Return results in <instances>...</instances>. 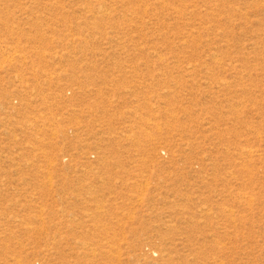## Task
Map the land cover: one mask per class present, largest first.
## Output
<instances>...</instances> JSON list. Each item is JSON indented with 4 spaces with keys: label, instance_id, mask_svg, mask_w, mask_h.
Returning <instances> with one entry per match:
<instances>
[{
    "label": "rangeland",
    "instance_id": "rangeland-1",
    "mask_svg": "<svg viewBox=\"0 0 264 264\" xmlns=\"http://www.w3.org/2000/svg\"><path fill=\"white\" fill-rule=\"evenodd\" d=\"M0 264H264V0H0Z\"/></svg>",
    "mask_w": 264,
    "mask_h": 264
}]
</instances>
